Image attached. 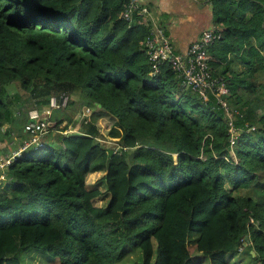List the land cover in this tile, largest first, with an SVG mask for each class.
Masks as SVG:
<instances>
[{
	"label": "trees",
	"instance_id": "16d2710c",
	"mask_svg": "<svg viewBox=\"0 0 264 264\" xmlns=\"http://www.w3.org/2000/svg\"><path fill=\"white\" fill-rule=\"evenodd\" d=\"M127 1L0 0L5 137L52 96L94 105L66 134L74 101L54 110L58 132L5 168L0 264L31 251L52 264H121L136 249L133 264H264V0H209L223 25L210 65L229 89L233 147L215 96L181 87L168 64L152 74V22L126 21ZM99 138L117 140L121 155Z\"/></svg>",
	"mask_w": 264,
	"mask_h": 264
},
{
	"label": "built area",
	"instance_id": "2783aa9c",
	"mask_svg": "<svg viewBox=\"0 0 264 264\" xmlns=\"http://www.w3.org/2000/svg\"><path fill=\"white\" fill-rule=\"evenodd\" d=\"M124 8L123 17L126 21L131 22L135 14L147 15L152 22V32L145 40V49L154 67L152 74L158 73V68L162 64H168L180 79L181 87L197 92L203 101L208 100L209 94L215 96L218 104L223 108L226 116L229 117V132L231 134V147H233L238 131L235 128L233 119H231L232 113L227 105L226 97L229 95V89L222 78L213 75L210 65L212 56L209 48L223 37V25L215 23L208 29L203 30L199 38L189 46L187 53L184 55L177 51L164 26L151 17L150 9L143 6L140 0H128ZM69 101L70 96L62 93L59 96H52L48 107L42 110H31L29 120L24 127V132L30 136L29 139L25 140L22 146L10 156L0 158V169H5L15 158L20 157L28 147L40 146L42 144L41 138L51 132L53 111L67 107ZM92 112L93 109L86 107L84 111L78 113V123L87 122ZM66 133L64 131V134ZM106 141V139L101 141L105 147L108 145L105 143ZM120 148L121 146L118 145L114 153H117ZM230 152L233 160L236 161L233 148Z\"/></svg>",
	"mask_w": 264,
	"mask_h": 264
},
{
	"label": "crops",
	"instance_id": "0c3cea01",
	"mask_svg": "<svg viewBox=\"0 0 264 264\" xmlns=\"http://www.w3.org/2000/svg\"><path fill=\"white\" fill-rule=\"evenodd\" d=\"M140 1L143 6L150 9L152 18L164 26L178 52L184 55L187 53L189 46L199 38L202 31L216 23L214 22L212 4L209 0ZM76 126L78 127L79 125L77 124ZM8 128H11V126L8 125ZM15 136L17 137L15 138ZM28 137L21 136L20 133L11 132L8 136V138H11V141L8 140L10 141L9 147L11 149L9 154L20 148ZM8 138L5 137L6 142H8L6 140ZM13 139L18 140V142L13 141ZM16 143H18V146H16ZM248 196L254 198L252 195Z\"/></svg>",
	"mask_w": 264,
	"mask_h": 264
},
{
	"label": "rangeland",
	"instance_id": "374dc122",
	"mask_svg": "<svg viewBox=\"0 0 264 264\" xmlns=\"http://www.w3.org/2000/svg\"><path fill=\"white\" fill-rule=\"evenodd\" d=\"M9 90L16 92L17 87L16 86L10 87ZM70 100L74 101V105L70 106L66 111H62L65 114L64 122L61 125H59V128L61 129L70 121L69 126L67 127L65 132H67L69 130H75L76 128H78L76 126L77 124L80 126V124L76 120V116L78 115V113L84 111L86 107H90L91 109H94V105L91 102H89L87 100L86 101L83 100L80 97V95H78V94L71 96ZM18 115L19 116H16L15 121L12 123L13 124L12 132L20 133L21 136L28 137L29 136L28 133L23 132V128H24L26 119L23 115H21V114H18ZM52 121H53V125H55L56 121L55 120H52ZM101 122H102L101 123L102 127L104 129H107V127H109L111 124H113V119L104 118V119H102ZM6 128H8V125H5V126L0 128V158L5 157L7 154H9V152H11L10 147L9 148L7 147V145L10 146L9 144H10L11 138H8V136H6V138H8L6 140L7 141L10 140V141L6 142L5 141V133H3L6 130ZM53 132H58V131L54 129L52 132H50V135H52ZM62 133L64 134V132H62ZM105 133H108V129H107V131L105 130ZM12 136L14 137V135H12ZM16 137L17 136H15V138ZM28 139H29V137H28ZM100 140L104 141L103 138H100ZM106 140L107 141L105 143H107L108 145L105 148L107 149V151L113 150V152H114L115 148L119 145L117 143V140L110 139V138H106ZM13 141L18 142V140H16V139H13ZM16 146H18V143H16ZM116 154L121 155V152L118 151ZM3 170L4 171L0 172V180L5 179L4 180V182H5L8 180V176H7L6 170L4 168H3ZM95 181H96V179H95ZM243 192L245 194H249V195L254 196L253 192L249 189H243ZM194 236L196 237V235H194ZM192 248L193 247L191 246V249ZM50 257L51 256L48 253L44 254L43 251L42 252L41 251H31V252L24 253L22 255V264H52ZM140 260H141L140 250L136 249L133 253L124 257L121 264H133L134 262H138ZM242 264H249V263L244 262Z\"/></svg>",
	"mask_w": 264,
	"mask_h": 264
},
{
	"label": "water",
	"instance_id": "95a60500",
	"mask_svg": "<svg viewBox=\"0 0 264 264\" xmlns=\"http://www.w3.org/2000/svg\"><path fill=\"white\" fill-rule=\"evenodd\" d=\"M97 104H98L99 107L101 106V104H99V103H97Z\"/></svg>",
	"mask_w": 264,
	"mask_h": 264
}]
</instances>
